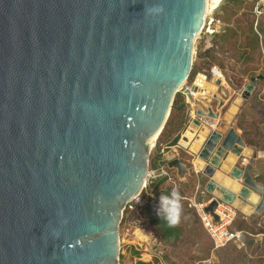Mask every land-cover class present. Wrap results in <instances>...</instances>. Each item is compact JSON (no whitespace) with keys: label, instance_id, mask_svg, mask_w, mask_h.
<instances>
[{"label":"water","instance_id":"95a60500","mask_svg":"<svg viewBox=\"0 0 264 264\" xmlns=\"http://www.w3.org/2000/svg\"><path fill=\"white\" fill-rule=\"evenodd\" d=\"M223 4L206 13V0H0V264H120L123 210L145 186L204 19L221 15ZM155 7L163 10L148 11ZM263 80L250 77L241 101ZM191 89L195 117L177 144L220 150L223 161L243 149L234 128L215 130L232 119L221 116L219 94L211 96L217 109H204L209 90ZM198 117L215 120V129L201 136L209 128ZM165 159L184 181L186 163L174 153ZM248 170L238 193L208 183L217 193L204 211L215 221L217 199L235 209L245 203L248 216L264 210V189Z\"/></svg>","mask_w":264,"mask_h":264},{"label":"rangeland","instance_id":"374dc122","mask_svg":"<svg viewBox=\"0 0 264 264\" xmlns=\"http://www.w3.org/2000/svg\"><path fill=\"white\" fill-rule=\"evenodd\" d=\"M217 1L218 0H206L207 9L216 6ZM223 2L224 4L221 7L222 14L217 16L222 18V22L229 23L228 30L235 28L236 33L240 36H243V32L248 23L253 19L256 22L259 18V21L262 20L264 22V13L259 17H256L253 13L257 0H223ZM217 33L218 32L213 35L218 37L219 34L215 35ZM260 33L263 34L262 31H260ZM213 35L211 36L212 39L215 38ZM211 37L205 35L204 32H201L197 37L194 43L192 67L195 66L202 71L215 64L224 72L225 78L228 79V81L230 79L233 83L231 86L228 85L227 88L221 85L213 88V93L219 94L224 101L223 110H220V112H225H221V116L223 115V117L226 116L224 114L228 115L227 109L231 105L232 100L234 98L238 99L236 103H232L236 109L235 114L232 115V119L229 122L225 121L223 126L220 127V130L225 131L234 128L235 130L242 131L237 128L236 124L238 118L244 116L241 123L246 129V133H250L251 128L254 132L255 122L264 125V113H258L256 111H264V83L258 81L256 84V86H259L257 91L252 92L247 100L241 101L238 94L245 87L244 79L246 78L248 83L249 77L247 78L242 75L244 74L241 72L244 69L243 65H239L229 51L218 49L214 42L211 43ZM262 44L264 48V42ZM259 49V54L254 53L253 56L248 57V67H251L252 73L257 74H259L260 71L264 73V52H262L260 44ZM239 82L243 84L241 88H238ZM186 83H189L188 79ZM221 89H223V92ZM204 95L207 94L205 93ZM210 99L213 101L212 108H217L218 101L212 97H210ZM256 129L257 131L264 130L260 127ZM238 133L240 134L241 132ZM153 149L154 147L152 150ZM182 157L189 161L191 156L183 154ZM188 161H185V163L188 168H191V164ZM150 167L151 161L149 162V170L155 169ZM257 169L258 171H262L264 167ZM169 170L168 183L172 185L173 188L177 187L179 190L183 191L181 201L183 205V216L180 223L185 232L183 240L178 242H161L157 238V232L150 221V214H157L156 209L159 205L160 196L154 193L142 194L143 196L139 204L126 207L122 213V219L118 226L120 264H137V261L142 259L139 258L140 253H143L142 257L146 255L144 259L151 260L152 258L153 262L157 261L159 264H264V210L260 214L252 211V214L248 216L240 209L236 208V216L232 222V228L244 231L243 235L247 236L246 239L251 238L252 241L254 240L253 246L244 248V245L241 243H229L222 248L215 249L212 239L203 228L196 208L194 207V203L197 204L209 201L211 199L209 198L210 195L207 193L204 195L199 193L201 188L198 189L197 179L193 171H190L184 181H178L174 170ZM258 171H256L257 174ZM150 178L151 177H147L142 191L145 189L146 183ZM187 179H189V184L180 185V182H185ZM202 190H204V188ZM142 191L141 193H143ZM200 195H202L201 202L197 200V197ZM207 198L209 199L205 201ZM192 212L195 213L196 218L189 216ZM242 216H247L246 219L248 221L246 222L247 225L243 227L244 229H241L242 223L240 220ZM210 244H212L211 247ZM127 246L132 248L127 250ZM235 248L240 249L241 252L236 253Z\"/></svg>","mask_w":264,"mask_h":264},{"label":"trees","instance_id":"16d2710c","mask_svg":"<svg viewBox=\"0 0 264 264\" xmlns=\"http://www.w3.org/2000/svg\"><path fill=\"white\" fill-rule=\"evenodd\" d=\"M220 19H222L220 16H217ZM225 26H223L220 31L215 34L218 35L214 36L213 42L217 45L218 49H224V51H229L230 54H232L234 60L239 63V65H243V76H246L247 78L256 76L257 73H252L253 71L248 67V57L253 56L254 53L259 54V37L257 35L256 31L259 32L261 35V41L264 42V22L262 20L259 21V18L256 21L253 19L250 21L243 32V36H240L236 33V29H227L229 28V23L223 22ZM255 25V29H254ZM228 31H227V30ZM262 31L263 34L260 33ZM240 34V33H239ZM242 35V33H241ZM212 66V65H211ZM210 66V67H211ZM209 67V68H210ZM251 70V71H250ZM201 70L199 68H196L195 66L192 67L190 75L188 77V82L191 83L193 81V78L200 74ZM260 74H263V72L260 71ZM228 85H233L232 81L229 79ZM264 83V82H263ZM239 85V86H238ZM238 88H241L243 84L239 82ZM244 116H240L237 120V128L241 129L245 138V143L253 146L255 148H264V141L258 140V137L253 136V129L251 128L250 133H246V129L244 125H242L241 121ZM189 120V116L187 113V105L184 101V97L179 92L175 94L171 109L169 112V116L167 118V121L159 134L158 138L156 139V143L154 146V149L150 153V160L151 161V167L157 168L158 166L165 168L168 172L170 171L166 166V159L165 154L169 153L171 148L177 145V142L179 140L180 134L185 127L186 123ZM246 135V136H245ZM258 138V139H257ZM150 167V168H151ZM192 172V169H191ZM196 179H197V185L198 189L201 188V191H199L200 194L204 195L207 192L202 190L205 186V183L207 182V178L202 175L201 173H195ZM257 182H260L264 186V170L258 171V176L256 177ZM189 182V179L185 182H180V185H187ZM189 184V183H188ZM177 188V187H176ZM173 187L168 183V177L165 175H161L157 173L155 176L148 179V182L146 183L145 189L141 193L142 194H150L154 193L157 196H161L162 194L168 195L172 191ZM179 190V189H178ZM181 196H183V191L179 190ZM198 194V192H197ZM209 194V193H207ZM197 197V200L201 202V196ZM210 195V194H209ZM211 198V195L210 197ZM209 198H207L205 201H207ZM190 217H195V213L192 212L189 214ZM242 220V221H241ZM240 222L241 229H244L245 225H247L246 217L242 216ZM150 221L157 232V238L161 242H178L183 240L185 236V232L183 231V228L181 224L178 227L175 228H169L167 227L166 223L157 215V214H150ZM256 224V223H255ZM246 235H243L242 237V245L245 247L253 246L254 240L248 238L246 239ZM211 242V241H210ZM212 244H210V247ZM232 246V245H230ZM132 247L127 246V250H130ZM236 253H240V249L235 248ZM232 253V251H231ZM143 256V253L139 254L140 261H137V264H159L156 260V262H153L152 258L151 260L144 259L146 255Z\"/></svg>","mask_w":264,"mask_h":264},{"label":"crops","instance_id":"0c3cea01","mask_svg":"<svg viewBox=\"0 0 264 264\" xmlns=\"http://www.w3.org/2000/svg\"><path fill=\"white\" fill-rule=\"evenodd\" d=\"M209 37H211V36H209ZM212 42H213V39L211 37V43ZM213 66H216V65L214 64L211 67H213ZM216 67L223 73V76H224L223 80H220L221 86H224V88H227L228 79L225 78L224 72L218 66H216ZM261 75H263V74H261ZM202 76H204V78ZM215 80H216V78L213 77V75H211V73L209 72V68H208V69L202 70L200 72V74L195 76L193 78V81L191 82V84L195 83L199 86V88L208 89L209 94H207V93L206 94L210 98L214 94L213 88L215 86L213 85V81H215ZM260 82H264V80L260 81ZM246 84H247V80L245 78L244 79V85H246ZM258 88H259V86L255 85L253 92H256ZM212 102L213 101H211L210 104L203 103V108L206 109L209 106L212 107ZM215 109H217V108H215ZM254 110H255V108H254ZM256 111L258 113H264L263 110H256ZM234 113H235V111H234ZM234 113H232L231 115H233ZM214 123L216 124L215 120H214ZM255 123H254L255 124V128H254L255 130L253 132V136L258 137L259 138V139L257 138L258 140L264 141V130L263 131H257V129H256L257 127L264 129V125L263 124H257V122H255ZM214 129H215V126H214V128H209V130L206 131L204 133V135H207L210 131H212ZM215 130L220 131L223 134H225L228 131V130H225V131L220 130V128L219 129L216 128ZM235 131L238 134V136L241 138L245 147L243 149L237 148L235 150L237 152H232L231 154H229V156H232V159H229V156H228L223 161L222 160V154H223L222 151L217 150V152L214 154V153L210 152L207 148H205L204 145H201V143H195V144H193V147L192 146L190 147V145H189V147H187V148H182L177 144L176 146L171 148L169 153H166V154L174 153V155L177 158H179L180 161H182L184 163H185V161H188V160H185L182 157V155L187 154V155L191 156L190 160L188 161L191 164V168H189V171H191V169H192V171L194 173H201L202 175H204L207 178V182L205 183V186H204V191L211 195V199L217 193L216 190H214V189H216L217 186H223V187L231 190L234 193H238L239 189L233 190L232 187H230L229 185L224 183V179H228L229 181L235 182L239 187H241L242 180H243L242 173H243L244 168L246 166H249V170H248L249 175L251 177H253L254 181L257 184L261 185L264 189L263 184H261L260 182H257V180H256V177L258 176V174L256 173V171H258L257 168H263L264 167V148H262V147L261 148H255L253 146L246 144L245 138L243 136V132L240 130H235ZM238 132H241V133L239 134ZM242 158L246 159L245 163L241 162ZM208 166H211L214 168V171H213L211 176H207L204 174V170H206V167H208ZM159 168H160V166H158L155 169H159ZM262 170H264V169H262ZM218 173L221 175L222 179L217 178L216 174H218ZM237 173H240L239 174L240 179L238 181L231 176L233 174L236 175ZM210 181L213 182V186H214V189L211 190L212 192L208 191V189H207L208 183ZM251 214H252V212L249 214V216Z\"/></svg>","mask_w":264,"mask_h":264},{"label":"built area","instance_id":"2783aa9c","mask_svg":"<svg viewBox=\"0 0 264 264\" xmlns=\"http://www.w3.org/2000/svg\"><path fill=\"white\" fill-rule=\"evenodd\" d=\"M216 6L210 7L211 9H208V12L212 11ZM253 13L256 17H259L264 13V0H257L253 9ZM223 26L224 23L219 17H217V15H213L211 17L207 15L204 19L202 32H204L205 35L212 36L214 33L219 32ZM255 32L259 37L260 48L262 52H264L261 35L258 31H256V29ZM209 72L216 79L223 80L224 78L222 72L216 66L210 67ZM191 85V83H185L178 91L184 97V101L188 107L187 113L189 118L195 117L197 95L196 92L191 89ZM198 119L208 128H214L215 126L213 119L205 117H198ZM245 161V158L241 159L242 163H245ZM157 173L169 177V172L163 167H160L159 169L148 170V177H153ZM141 199V193H139L129 201L126 207H132L139 204ZM217 201V206L213 210L215 215L218 217L217 221L214 220V217L210 213L204 211V208L209 201L197 204L194 203V207L196 208V212L200 218L202 226L212 239L214 248H222L229 243H242L244 231L232 228V222L236 216V209L232 205L227 204L219 199H217Z\"/></svg>","mask_w":264,"mask_h":264},{"label":"clouds","instance_id":"9594fccd","mask_svg":"<svg viewBox=\"0 0 264 264\" xmlns=\"http://www.w3.org/2000/svg\"><path fill=\"white\" fill-rule=\"evenodd\" d=\"M162 7L148 9V11L160 12ZM182 196L178 188H173L170 194H162L159 197V205L156 209L157 215L166 223L167 227L175 228L181 223L183 216ZM67 223V221H64Z\"/></svg>","mask_w":264,"mask_h":264},{"label":"bare ground","instance_id":"6f19581e","mask_svg":"<svg viewBox=\"0 0 264 264\" xmlns=\"http://www.w3.org/2000/svg\"><path fill=\"white\" fill-rule=\"evenodd\" d=\"M220 1L221 0H218L217 1V5H218V3H220ZM211 9V8H210ZM208 9H207V6H206V13L209 11H207ZM234 111H235V107L234 106H231L230 107V109L228 110V114L229 115H231L232 113H234ZM230 117V116H229ZM206 132V130L204 129L203 131H202V133H201V136H203L204 135V133ZM190 135L191 134H189V133H187V136H184V137H186L187 139H188V141H191L190 139ZM190 143V142H189ZM196 142H194V144H195ZM229 159H232V156H229ZM216 176H217V178H219V179H222V177H221V175L218 173V174H216ZM224 183L225 184H227V185H229L230 187H232V189L233 190H237V189H239V191H240V187L235 183V182H232V181H229L228 179H224ZM242 191V193H243V195L247 198V199H249L251 202H253V203H255L256 201H257V196L255 195V194H250V193H248L247 191H244L243 189L241 190ZM235 205L237 206V207H239L241 210H243V211H245V212H249L251 209H250V207L248 206V205H246L245 203H243V202H241V201H239V200H237L236 202H235Z\"/></svg>","mask_w":264,"mask_h":264},{"label":"flooded vegetation","instance_id":"af4514ba","mask_svg":"<svg viewBox=\"0 0 264 264\" xmlns=\"http://www.w3.org/2000/svg\"><path fill=\"white\" fill-rule=\"evenodd\" d=\"M258 235H260L259 233H257Z\"/></svg>","mask_w":264,"mask_h":264}]
</instances>
